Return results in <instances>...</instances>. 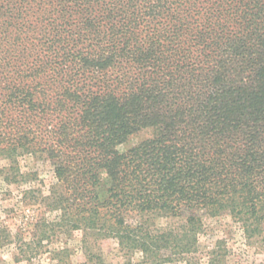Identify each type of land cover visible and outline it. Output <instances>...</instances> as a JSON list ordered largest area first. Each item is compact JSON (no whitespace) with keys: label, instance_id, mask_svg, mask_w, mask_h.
Instances as JSON below:
<instances>
[{"label":"trees","instance_id":"1","mask_svg":"<svg viewBox=\"0 0 264 264\" xmlns=\"http://www.w3.org/2000/svg\"><path fill=\"white\" fill-rule=\"evenodd\" d=\"M23 153L53 167L39 242L227 264L201 251L215 217L263 242L264 0H0V154Z\"/></svg>","mask_w":264,"mask_h":264},{"label":"rangeland","instance_id":"2","mask_svg":"<svg viewBox=\"0 0 264 264\" xmlns=\"http://www.w3.org/2000/svg\"><path fill=\"white\" fill-rule=\"evenodd\" d=\"M145 135L146 132H142L132 137L124 148L137 143ZM11 161L0 154V229L11 235L22 233L24 241L39 250L30 261L18 260L14 256L19 242L4 244L0 246V264H63L54 256V249L66 250L61 257L69 264H153L143 262L140 253L130 255L121 251L112 238L95 239L90 235L83 241L81 230L70 235L57 233L49 242L47 239L39 242L44 229L43 219L50 220L56 215L47 212L43 200L54 182L53 167L40 153L18 154L15 161ZM205 223L200 244L202 253L215 250L227 264H264L262 239L248 241L239 225L229 217L209 218Z\"/></svg>","mask_w":264,"mask_h":264}]
</instances>
